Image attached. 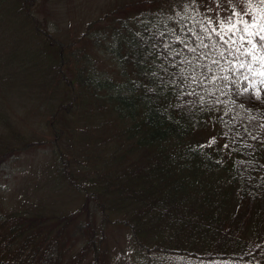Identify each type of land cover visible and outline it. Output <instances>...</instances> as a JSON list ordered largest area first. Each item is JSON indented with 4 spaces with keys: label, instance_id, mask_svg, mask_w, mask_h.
Listing matches in <instances>:
<instances>
[{
    "label": "trees",
    "instance_id": "1",
    "mask_svg": "<svg viewBox=\"0 0 264 264\" xmlns=\"http://www.w3.org/2000/svg\"><path fill=\"white\" fill-rule=\"evenodd\" d=\"M153 2L138 0L134 4ZM30 4L32 0H24L22 9L27 20L40 30L29 11ZM130 4H123L113 12ZM180 4V12L176 10L162 16L156 11H143L123 17L118 12L111 18V30L101 35L96 31L98 20L109 18V13L87 22L78 40L90 39L102 48L104 53H97L98 59L105 60L108 68L100 71L94 68L98 63L95 56L80 49L65 52L68 46L40 30L56 50L55 71H61L62 66L71 63L73 75L66 78L61 74L59 77L69 89V96L66 102L58 103L52 110L49 124L53 126L51 122L59 113L80 112L95 116L96 123L90 131L97 140L94 144L103 148L110 140L109 150L103 148L110 153H106V158L96 157L99 167L92 171L86 186L70 173L67 159L61 153L57 154L58 176L83 194L77 209L59 216L35 211H0V264H60L65 240L76 233L83 246L78 256L86 253L90 256L88 264H105L104 225L110 221L107 210L118 213L110 222L128 229L139 252L148 257L149 252L156 254L148 264H168L172 260H178L180 264H226L215 259L227 258L240 251L230 264H264V237L261 240L248 235L247 239L242 238L239 234L244 228L243 221L240 219L233 224L244 201L247 204L264 200V147L261 146L264 128L260 127L264 125V100L253 98L249 103L244 96L245 82L240 81L220 90L213 89L212 99L218 102L211 111L200 110L199 105L190 112L169 107L170 103L178 102L171 86L167 98L147 92L149 87H156L157 91L160 88L145 75L153 70L151 66L137 63L135 59L137 50L143 61V53L151 45L162 39L168 41V35L161 37L158 32L191 36L197 23H206L205 16L193 12V6L186 9L183 2ZM170 15L172 19H168ZM138 20L148 25L147 31ZM153 24L157 27L153 28ZM137 32L142 34L143 41H147L146 45L141 46V38L134 35ZM106 34H110L111 44H102ZM206 42L213 44L216 39L213 37ZM177 47L183 48V44ZM157 50L161 51L162 47ZM185 55L191 59L186 50ZM209 58H213L212 53ZM171 59L163 58V62L174 76L183 65L172 68ZM208 62L202 56L199 59V63ZM168 78L165 75L166 81ZM196 91L204 94L200 88ZM237 92L241 94L236 95ZM193 99L185 96L179 103ZM206 117L212 119L227 142L231 155L228 178L238 187V208L226 216L213 207L210 196L205 198L202 194L204 177L199 175L200 181L195 186L185 175L193 172V163H198V157L203 162L210 161L209 156H202L200 144L191 138L194 129L205 126ZM55 131L52 130L53 135ZM87 140L88 135L78 142L85 144ZM15 149L12 145L6 150L0 147V161ZM93 210L99 213L98 221L93 219Z\"/></svg>",
    "mask_w": 264,
    "mask_h": 264
},
{
    "label": "rangeland",
    "instance_id": "2",
    "mask_svg": "<svg viewBox=\"0 0 264 264\" xmlns=\"http://www.w3.org/2000/svg\"><path fill=\"white\" fill-rule=\"evenodd\" d=\"M23 1L0 0V147L6 150L12 145L16 148L0 161V211H35L37 214L59 216L77 209L83 194L58 176L57 154L61 153L67 159L70 173L86 186L90 183L87 179L92 171L99 167L96 157L106 158V153L110 152L103 148L109 150L111 141L107 140L103 148L94 144L97 140L90 131L96 118L87 113H59L51 122L53 126L49 124L52 110L58 103L66 102L69 96V89L59 77L61 74L66 78L73 75L71 63L62 66L61 71H55L56 50L40 30L68 46L65 52L80 49L95 56L98 63L94 68L100 71L108 68L105 60L98 59L97 53H104L102 48L91 43L90 39L78 40L87 22L109 13V18L98 20L96 31L101 35L111 30V18L118 12L123 17L143 11L171 14L181 11L180 2L185 6L189 0H163L160 3L154 0L148 5L134 4L138 0H32L29 11L40 30L27 20L22 9ZM126 3L131 4L113 12ZM192 6L196 8L193 12L216 20L226 17L229 12H238L241 7L258 20L264 18V5L259 0L251 5L242 4V0H198ZM104 36L102 44H111L110 34ZM206 120L205 126L193 130L191 138L194 143L205 146L202 156H209L210 161L203 162L198 157V163H193V172L185 175L195 186L200 181L198 176L204 177L202 194L205 198L210 196L213 207L226 216L238 208V187L228 178L231 155L225 147L227 142L220 136L212 119L206 117ZM53 129L56 130L54 135ZM87 135L89 140L85 144L78 142ZM213 138L215 143L208 148ZM237 213L238 217L243 215L233 221V224L240 219L243 221L240 237L247 239L248 235L261 240L264 237V200L247 204L244 201ZM92 214L94 221H98V211L93 210ZM117 215V212L107 210L110 221ZM110 221L104 225L105 264H148L155 259L153 252H149L151 255L148 257L135 248L126 227ZM64 244L63 262L60 264L69 260L68 264H88L89 254L78 256L83 246L77 233L66 239ZM240 252L215 260L230 264L229 261ZM168 264L180 262L172 260Z\"/></svg>",
    "mask_w": 264,
    "mask_h": 264
},
{
    "label": "snow or ice",
    "instance_id": "3",
    "mask_svg": "<svg viewBox=\"0 0 264 264\" xmlns=\"http://www.w3.org/2000/svg\"><path fill=\"white\" fill-rule=\"evenodd\" d=\"M254 2L255 0H242V4L247 5ZM197 3L198 0H189L188 3H185V8H192V5ZM259 3L264 5V0H259ZM192 10L196 11V8H192ZM160 15L162 16L163 13L161 12ZM172 18L171 15L168 17V19ZM137 22L142 25L145 31L148 30V25L143 21L138 20ZM152 27L156 28L157 25L153 24ZM191 31L193 32L191 36H180L174 32H158L157 35L161 37L168 35V41L165 42L162 39L151 45L149 50L144 51L143 61L139 59L140 52L136 51V62L151 66L153 70L148 71L145 75L160 88V91H157L156 87H149L146 89L147 92L167 98L166 93L171 86L174 99L178 102L170 103L169 107L190 112L192 108L199 105L200 110L207 108L211 111L218 102L212 99L213 89L220 90L228 84L235 85L243 81L245 82L244 96L249 103L253 98L256 101L264 100V19L258 20L249 10L241 7L238 12H229L226 17H222L220 20L208 16L206 23L203 21L197 23ZM134 35L141 38V46L147 44V41L142 40L140 32ZM213 37L216 39L215 43L206 42ZM178 44H183V48H178ZM161 47L162 50L158 51L157 49ZM185 50L191 54V59L185 55ZM209 53H212L213 58H209ZM201 56L208 59L209 62L199 63ZM167 57L172 58L169 62L172 68L183 65V67H179L174 76L169 73V66L163 62V58ZM179 57L182 59L177 60ZM197 68L202 70L196 71ZM187 69H191V71H187ZM221 73L225 74L221 75ZM165 75L169 77L167 81ZM207 85L212 87L208 88ZM196 88H200L204 94L197 93ZM189 89L191 90L189 91ZM240 94L236 93V95ZM185 96H192L195 99L179 103L180 98ZM260 127L264 128V125H260ZM253 139H257V137L253 136ZM214 143L215 138L209 142L208 146L210 147ZM261 146L264 147V140L261 141ZM203 147L205 146H198V148ZM225 147L227 148L228 145L226 144Z\"/></svg>",
    "mask_w": 264,
    "mask_h": 264
}]
</instances>
